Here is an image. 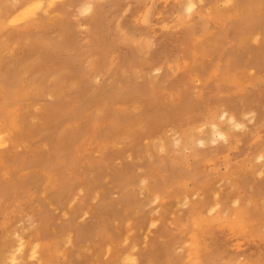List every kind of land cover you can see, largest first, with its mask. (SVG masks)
Here are the masks:
<instances>
[{
    "label": "rangeland",
    "instance_id": "1",
    "mask_svg": "<svg viewBox=\"0 0 264 264\" xmlns=\"http://www.w3.org/2000/svg\"><path fill=\"white\" fill-rule=\"evenodd\" d=\"M45 1L0 0L2 263L259 264L262 0Z\"/></svg>",
    "mask_w": 264,
    "mask_h": 264
},
{
    "label": "snow or ice",
    "instance_id": "2",
    "mask_svg": "<svg viewBox=\"0 0 264 264\" xmlns=\"http://www.w3.org/2000/svg\"><path fill=\"white\" fill-rule=\"evenodd\" d=\"M262 5H264V0H262ZM52 6H53L52 4L48 5L49 8H51ZM32 7L34 9H41L44 6L42 4H35ZM94 7L95 6L92 5V4H86V5L82 6L81 10L79 11V17H86V16L91 15L93 13ZM195 8H196L195 4L189 3L188 6H187V12L189 14H191ZM145 23H147V18H145ZM233 124H234V126L237 129L242 127V125L236 124L235 121H233ZM201 131H202V129H201ZM220 139L221 140H225V142H227L226 138L224 136H220ZM2 141H3V137H0V147L4 146ZM212 143L215 144L216 141L213 140ZM203 146H204V142H203V140H201L200 141V147H203ZM262 159H264V157H262ZM221 212L223 213V215L225 217H227L231 212H235L236 216L240 217L241 227L246 226L248 220L250 219V217L246 215L244 208L241 206V201H239V200H236L234 204L230 203V205L228 206V210L227 211L224 208H222L221 204L218 202V203L215 204L214 207H211L210 210H206V215L209 216V217H213L215 215L220 214ZM236 216H234L233 218L235 219ZM261 228H262V231H264V221H262V223H261ZM22 246L23 245H22V242H21V247ZM33 255H35V249H33ZM12 264H18V262L16 261L15 258H13ZM126 264H135V261H128V262H126ZM204 264H222V262L219 261V260H217L215 262L205 261ZM248 264H257V262L255 260H250L248 262ZM259 264H264V258H262L259 261Z\"/></svg>",
    "mask_w": 264,
    "mask_h": 264
},
{
    "label": "bare ground",
    "instance_id": "3",
    "mask_svg": "<svg viewBox=\"0 0 264 264\" xmlns=\"http://www.w3.org/2000/svg\"><path fill=\"white\" fill-rule=\"evenodd\" d=\"M32 1H33V0H22V4H21V2H18V3H16V4H18V5L21 4V6H18V7L21 8L20 10L23 9V11H24V8H26V7H28L29 5H31V6H30L31 13H29V14L32 15V10H33V11L37 10V9H33V8H32ZM40 1H41V0H40ZM46 1H47V0H46ZM46 1H45V2H46ZM52 1H53V0H52ZM52 1H50V2H52ZM58 1H59V0H58ZM95 1H97V0H89L86 4H92V5L95 6V3H94ZM154 1H155V0H154ZM185 1H186V0H185ZM198 1H199V0H198ZM220 1H221V0H220ZM223 1H225V0H223ZM35 2H36V1H35ZM35 2H33V3L35 4ZM48 2H49V1H48ZM48 2L45 3V5H47ZM199 2H200V1H199ZM7 3H8V2H7ZM43 3H44V2H43ZM43 3H42V4H43ZM152 3H153V2H152ZM158 3H159V2H158ZM188 3H189V2H188ZM214 3H215V5L217 4L216 2H214ZM36 4H37V3H36ZM38 4H39V3H38ZM40 4H41V3H40ZM50 4H51V3H50ZM86 4H85V5H86ZM161 4H162V2H161ZM192 4H194L193 1H192ZM7 5H9V4H7ZM53 5H54V2H53ZM152 5H153V4H152ZM1 6H2V5H1ZM14 6H15V5H14ZM14 6H13V7H14ZM187 6H188V5H187ZM187 6H185V8H186ZM8 7H9V6H8ZM45 7H48V5L45 6ZM45 7H44V9H45ZM52 7H53V6H52ZM52 7H51V8H52ZM152 7H153V6H152ZM156 7H157V6H156ZM210 7H211V6H210ZM0 8H1V7H0ZM31 8H32V9H31ZM94 8H95V7H94ZM178 8H179V7H178ZM216 8H217V7H216ZM216 8H215V9H216ZM9 9H11V8H9ZM12 9H13V8H12ZM16 9H17V7H16ZM27 9H29V7L25 9V12H26ZM159 9H160V8H159ZM211 9H212L211 11H213V8H211ZM42 10H43V9H42ZM93 10H94V9H93ZM131 10H132V9H131ZM184 10H185V9H184ZM209 10H210V9H209ZM0 11H1V10H0ZM2 11H3V10H2ZM4 11H5V10H4ZM9 11H10V10H9ZM150 11H151V10H150ZM18 12H19V11H18ZM18 12H17V14L15 13V16L17 15V17L19 16V15H18V14H19ZM25 12H24V13H25ZM141 12H142V11H141ZM218 12H219V11H218ZM22 13H23V12H22ZM26 13H27V15H28V10H27ZM4 14H5V13H4ZM33 14H34V13H33ZM187 14H188V12H187ZM34 15L37 17L36 14H34ZM34 15H32V16H34ZM38 15H39V14H38ZM12 16H14V15H12ZM24 16H25L24 14H21V16H19L18 18H20V20H21V18L23 19ZM153 17H154V16H153ZM18 18H14V17H13V19H15L14 21H18V20H19ZM32 18H33V17H32ZM34 18H35V17H34ZM10 19H11V18H10ZM28 19H30V17H28ZM151 20H152V18H151ZM152 22H153V21H152ZM146 24H147V23H146ZM84 29H85V28H84ZM0 40H1V39H0ZM83 43H84V42H83ZM81 44H82V43H81ZM23 45H24V44H23ZM24 46H25V45H24ZM24 46H23V47H24ZM78 46H79V45H78ZM67 50H68V49H67ZM74 50H75V49H74ZM69 51H70V50H69ZM73 52H74V51H73ZM73 52H72V53H73ZM31 53H32V52H31ZM74 53H75V52H74ZM34 58H35V56L33 57V59H34ZM36 58H37V56H36ZM72 59L74 60L75 58H72ZM72 59H70V60H72ZM75 60H76V59H75ZM16 61H17V60H16ZM30 61H31V60H29V62H30ZM34 61H35V60H34ZM38 61H39V60H38ZM22 62H23V61H22ZM27 62H28V61H27ZM27 62H26V63H27ZM29 62H28V63H29ZM32 62H33V61H32ZM32 62H31V63H32ZM35 62H36V61H35ZM28 63H27V65H28ZM12 65H13V64H12ZM23 65H24V63H23ZM27 65H25V67H26ZM75 65H76V64H75ZM10 66H11V65H10ZM13 66H14V65H13ZM46 66H47V65H46ZM80 66H81V65H80ZM81 67H82V66H81ZM83 67H84V66H83ZM83 67H82V68H83ZM23 68H24V67H23ZM20 69H22V68H20ZM86 69H87V68H86ZM24 70H25V69H24ZM49 70H50V69H49ZM83 70H84V68H83ZM88 70H89V69H88ZM156 70H159V68H155V71H156ZM50 71H51V70H50ZM22 72H23V71H22ZM40 72H41V71H40ZM51 72H52V71H51ZM24 74H25V73H24ZM26 75H27V74H26ZM22 77H24V76H22ZM33 77H34V76H33ZM34 78H35V77H34ZM34 78H33V79H34ZM96 79H97V78H96ZM95 81H96V80H95ZM96 82H97V81H96ZM49 83H52V81H50ZM47 84H48V83H47ZM95 84H96V83H95ZM93 90H94V89H93ZM88 95H90V94H88ZM221 113H222V111H221ZM221 113H220L219 118L221 117ZM222 114H223L222 117H223V118L225 117L226 120L228 119V120H230L232 123H233V121H235V119H234L233 116H231V115L228 116V114L225 113V112L222 113ZM225 118H224V119H225ZM224 119H223V120H224ZM228 120L226 121V122H227V126H228V122H229ZM235 123L237 124L236 121H235ZM212 124H213V123H212ZM222 124H223V123H222ZM204 125H205V124H204ZM242 125H243V124H242ZM230 126H231V124H230ZM207 127H209V125H208ZM243 127H244V126H243ZM196 128L198 129V126L194 127L195 130H196ZM200 128H201V127H200ZM205 128H206V127H205ZM233 128H234V127H233ZM207 129H208V128H207ZM209 129L211 130V127H209ZM199 130H200V129H199ZM199 130L196 131V133L199 132ZM205 130H206V129H205ZM213 131H214V133L216 134L217 137H218V136L220 137V136H223V135H224L223 132H222V130H221L217 125H213ZM211 133H212V130H211ZM198 134H199V133H198ZM212 134H213V133H212ZM180 135H182V134H180ZM189 135H190V134H189ZM182 136H183V135H182ZM182 136H181V137H182ZM196 136H197V135H196ZM209 136H210V135H209ZM0 137H3V136H0ZM179 137H180V136H179ZM181 137H180V138H181ZM214 137H215V136H214ZM224 137H225V136H224ZM189 138H190V139H189ZM189 138H188L189 140L187 139L188 141H190V140L193 139L194 137L192 138L191 136H189ZM195 138H196V137H195ZM195 138H194V139H195ZM210 138H211V136H210ZM225 138H226V137H225ZM205 139H206V137H205ZM176 140L178 141V139H176ZM176 140H174V141L176 142ZM180 140H183V139H180ZM197 140H198V141H201V140H199L198 138H197ZM212 140H213V139H212ZM212 140H211V141H212ZM193 141H195V140H193ZM218 141H219V140H218ZM220 141H221V140H220ZM180 142H181V141H180ZM191 142H192V140H191ZM178 143H179V142H178ZM182 143H184V140H183ZM188 143H189V142H187V144H188ZM5 144H6V143H4L3 145H5ZM184 144H186V143H184ZM184 144H181V143H180V145H182V146H183ZM187 144H186V145H187ZM205 144H206V143H205ZM161 145H162V144H160L159 146H161ZM177 145H179V144H177ZM177 145H176V146H177ZM180 145H179V146H180ZM186 145L184 146V147H185L184 149H186V147L189 148V147L192 145V143H191V144L189 143L187 146H186ZM163 147H164V145H163ZM163 147H162V148H163ZM188 148H187V149H188ZM161 151H162V150H160V152H161ZM162 152H164V151H162ZM260 156H261V155H260ZM260 156H259V157H260ZM260 158H262V157H260ZM141 181H142V180H141ZM143 182H144V181H143ZM142 184H143V183H142ZM96 196H97V195H96ZM193 227H195V226H193ZM190 237H191V236H190ZM190 237H187V238H190ZM192 238H193V237H192ZM20 240H21V239H19V241H18L17 243H19ZM232 240H233V239H232ZM188 244H189V243H187V245H188ZM17 245H18V244H17ZM17 245H16V247H15L16 249H15V250H14L9 256H6V257H8V258H7V261L4 260L3 263H2V261L0 260V261H1V264H4L5 261H6L5 264H12V260H13V258H15L16 261L18 262V260H19V259H18V257H19V256H18V255H19L18 253H19V252L21 253V250L23 249L24 246L21 247V243H20L18 246H17ZM22 245H23V243H22ZM24 245H25V243H24ZM34 245H35V244H33L32 248L35 247ZM184 245H186V243H185ZM189 245H190V244H189ZM191 245H192V244H191ZM36 247H38V246H36ZM191 247H192V246H191ZM32 248H31V249H32ZM33 249H34V248H33ZM12 250H13V249H12ZM35 250L37 251L36 248H35ZM220 250H221V249H220ZM10 251H11V250H10ZM32 251H33V250H32ZM178 251H179V250H178ZM6 252H7V251H6ZM223 252H224V251H223ZM1 253H2V252H1ZM31 253H32V252H31ZM36 253H37V252H36ZM36 253H35V254H36ZM220 253H221V252H220ZM226 253H227V251H226ZM226 253H225V254H226ZM3 254L5 255V253H3ZM7 254H8V253H6V255H7ZM21 254H22V253H21ZM4 255H3V256H4ZM187 255H188V254H187ZM20 257H21V255H20ZM20 257H19V258H20ZM189 257H190V256H189ZM4 259H6L5 256H4ZM188 259H189V258H188ZM19 261H20V260H19ZM18 264H19V263H18Z\"/></svg>",
    "mask_w": 264,
    "mask_h": 264
}]
</instances>
